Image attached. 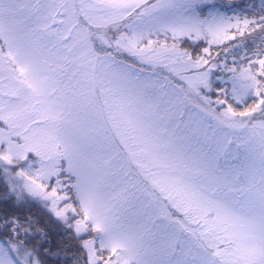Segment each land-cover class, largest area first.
<instances>
[{
	"label": "snow or ice",
	"instance_id": "1",
	"mask_svg": "<svg viewBox=\"0 0 264 264\" xmlns=\"http://www.w3.org/2000/svg\"><path fill=\"white\" fill-rule=\"evenodd\" d=\"M0 205V264H264V0H0Z\"/></svg>",
	"mask_w": 264,
	"mask_h": 264
},
{
	"label": "trees",
	"instance_id": "2",
	"mask_svg": "<svg viewBox=\"0 0 264 264\" xmlns=\"http://www.w3.org/2000/svg\"><path fill=\"white\" fill-rule=\"evenodd\" d=\"M4 205H0V211L4 209ZM22 214H32L34 217L40 219L42 224H48L50 222V217L42 207H39L38 203H32L23 210Z\"/></svg>",
	"mask_w": 264,
	"mask_h": 264
},
{
	"label": "rangeland",
	"instance_id": "3",
	"mask_svg": "<svg viewBox=\"0 0 264 264\" xmlns=\"http://www.w3.org/2000/svg\"><path fill=\"white\" fill-rule=\"evenodd\" d=\"M237 2L238 3H241V4H251V5H255L257 8L260 5V0H237ZM249 15H251V13H249ZM249 44L251 46V42L250 41H249ZM214 51H215V49H214ZM241 52H242V50L240 52H237L236 55L241 54ZM213 98H215V97L213 96ZM38 205H39V207H42V205H40L39 203H38Z\"/></svg>",
	"mask_w": 264,
	"mask_h": 264
}]
</instances>
